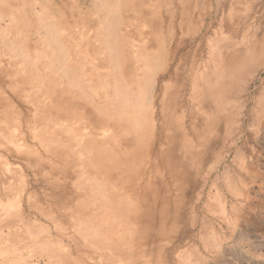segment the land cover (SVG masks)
I'll return each mask as SVG.
<instances>
[{
	"label": "rangeland",
	"instance_id": "1",
	"mask_svg": "<svg viewBox=\"0 0 264 264\" xmlns=\"http://www.w3.org/2000/svg\"><path fill=\"white\" fill-rule=\"evenodd\" d=\"M0 26V264H264V0H0Z\"/></svg>",
	"mask_w": 264,
	"mask_h": 264
},
{
	"label": "bare ground",
	"instance_id": "2",
	"mask_svg": "<svg viewBox=\"0 0 264 264\" xmlns=\"http://www.w3.org/2000/svg\"><path fill=\"white\" fill-rule=\"evenodd\" d=\"M4 1V0H3ZM223 2V1H222ZM4 3V2H3ZM34 4V3H33ZM40 4V3H39ZM8 5V4H7ZM21 5H23V4H21ZM28 5H29V3H28ZM27 5V6H28ZM110 5V4H109ZM24 6V5H23ZM33 5H32V2H31V7H32ZM10 7V6H9ZM13 7V6H12ZM30 7V6H29ZM104 7V6H103ZM117 7V6H116ZM109 8V7H108ZM107 8V9H108ZM19 9H21V8H19ZM33 9V8H32ZM41 9H42V7H41ZM114 9V11H115V7L113 8ZM10 10H12V8L10 9ZM32 11V10H31ZM113 11V10H112ZM108 12V11H107ZM24 13V12H23ZM41 13V12H40ZM105 13V12H104ZM37 14H39V13H37ZM110 14V13H109ZM33 15V14H32ZM35 15V14H34ZM41 15H42V13H41ZM46 15V14H45ZM118 15V14H117ZM30 16V15H29ZM11 17V16H10ZM13 17V16H12ZM97 17V16H96ZM46 17H44V19H45ZM18 19H19V17H18ZM52 19V18H51ZM29 21H31V20H29ZM103 21H105V20H103ZM101 23V22H100ZM55 24H56V22H55ZM5 25V24H4ZM57 25V24H56ZM107 25V24H106ZM114 25V24H113ZM7 26V25H6ZM5 26V27H6ZM1 27V26H0ZM4 27V26H3ZM30 27H32V26H30ZM42 27V26H41ZM55 27V26H54ZM110 27V26H109ZM182 27H183V25H182ZM9 28V27H8ZM37 28V27H36ZM47 28V27H46ZM10 30V29H9ZM38 31V30H37ZM44 31V30H43ZM58 31V30H57ZM105 31V30H104ZM108 31H109V28H108ZM181 31V30H180ZM8 32V31H7ZM63 32V31H62ZM105 32H107V31H105ZM52 33V32H51ZM111 33V32H110ZM115 33V32H114ZM41 34V33H40ZM178 34H180V33H178ZM60 35V34H59ZM93 35H95V34H93ZM114 34H112L111 36H113ZM47 36V35H46ZM110 36V37H111ZM39 37V36H38ZM42 37V36H41ZM53 37V36H52ZM96 37V36H95ZM109 37V36H108ZM50 38V37H49ZM92 38V37H91ZM107 38V37H106ZM112 38H114V37H112ZM9 39V38H8ZM12 39V38H11ZM43 39V38H42ZM51 40H52V38H50ZM88 39H90V38H88ZM130 39V38H129ZM2 40H4L3 38H2ZM87 40V39H86ZM92 40H93V38H92ZM131 40V39H130ZM129 40V41H130ZM80 41V40H79ZM111 41H113V40H111ZM42 42V41H41ZM53 42V41H52ZM87 42H88V40H87ZM97 42V41H96ZM9 43V42H8ZM53 44V43H52ZM106 44V43H105ZM110 44V43H109ZM55 45V44H54ZM65 45V44H64ZM93 45V44H92ZM95 45V44H94ZM130 45V44H129ZM19 46V45H18ZM41 46V45H40ZM44 46V45H43ZM45 46H46V44H45ZM56 46H57V44H56ZM117 46V45H116ZM50 47V46H49ZM48 47V48H49ZM53 46H51V48H52ZM68 47H71L70 46V44H69V46ZM8 48V47H7ZM40 48V47H39ZM44 48V47H43ZM77 48V47H76ZM58 49V48H57ZM71 49V48H70ZM69 49V50H70ZM113 49H114V47H113ZM143 49V48H142ZM45 50V49H44ZM10 51V50H9ZM27 51V50H26ZM45 51H47V50H45ZM73 51V50H72ZM95 51H96V49H95ZM103 51H104V49H103ZM106 51V50H105ZM47 52H50V51H47ZM59 52V51H58ZM63 52H64V50H63ZM74 52V51H73ZM92 52V51H91ZM109 52V51H108ZM15 53V52H14ZM19 53V52H18ZM44 53V52H43ZM60 53V52H59ZM66 53H67V51H66ZM72 53V52H71ZM93 53V52H92ZM107 53V52H106ZM138 53V52H137ZM133 54V53H132ZM14 55V54H13ZM25 55V54H24ZM56 55V54H55ZM77 55H78V53H77ZM140 55V54H139ZM26 56V55H25ZM82 56V55H81ZM100 56V55H99ZM8 57V56H7ZM19 57H20V55H19ZM56 57V56H55ZM71 57H73L72 56V54H71ZM87 57V56H86ZM107 57V56H106ZM14 58V57H13ZM76 58V57H75ZM90 58V57H89ZM111 58V57H110ZM8 59V58H7ZM38 59V58H37ZM36 59V60H37ZM45 59V58H44ZM48 59H50V58H48ZM27 60V59H26ZM59 60V59H58ZM111 60V59H110ZM29 61V60H28ZM31 61V60H30ZM61 61V60H60ZM94 61V60H93ZM113 61V60H112ZM146 61V60H145ZM42 62H44V61H42ZM49 62H50V60H49ZM64 62V61H63ZM38 63V62H37ZM57 63V62H56ZM89 64V63H88ZM87 64V65H88ZM141 64V63H140ZM47 65V64H46ZM51 65V64H50ZM112 65V64H111ZM17 66V65H16ZM31 66V65H30ZM92 66V65H91ZM113 66H114V64H113ZM141 66V65H140ZM33 67V66H32ZM112 67V66H111ZM34 68V67H33ZM113 68V67H112ZM111 68V69H112ZM118 68V67H117ZM25 69V68H24ZM50 69H51V67H50ZM54 69V68H53ZM82 69V68H81ZM101 69V68H100ZM74 70V69H73ZM103 71V70H102ZM34 72V71H33ZM114 72V71H113ZM116 72V71H115ZM172 72V71H171ZM30 73V72H29ZM84 73V72H83ZM112 73V72H111ZM52 74V73H51ZM54 74V73H53ZM116 73H114V75H115ZM34 75H36L35 73H34ZM89 75V74H88ZM41 76V75H40ZM44 76H45V74H44ZM60 76V75H59ZM80 76H82L81 74H80ZM108 78V77H107ZM117 78V77H116ZM102 80V79H101ZM65 81H67V80H65ZM71 81V80H70ZM69 81V82H70ZM112 81V80H111ZM77 82V81H76ZM40 83V82H39ZM102 83H103V81H102ZM107 83V82H106ZM112 84L111 85H113V82H111ZM121 83V82H120ZM60 84V83H59ZM65 84V83H64ZM79 84V83H78ZM42 85V84H41ZM90 85V84H89ZM71 86V85H70ZM71 87H74V86H71ZM86 87V86H85ZM85 87H84V89H85ZM82 89V88H81ZM7 90V89H6ZM90 90V89H89ZM104 90V89H103ZM79 91H80V89H79ZM93 91V90H92ZM111 91V90H110ZM160 91V90H159ZM129 92V91H128ZM83 93H85V92H83ZM94 93V92H93ZM113 93V92H112ZM87 94V93H86ZM101 94V93H100ZM104 94V93H103ZM2 95V94H1ZM3 95H4V93H3ZM85 95V94H84ZM87 96V95H86ZM158 96V95H157ZM4 97V96H3ZM113 97H114V95H113ZM5 98H6V96H5ZM121 98V97H120ZM146 98V97H145ZM89 99V98H88ZM79 100V99H78ZM134 100V99H133ZM135 101V100H134ZM157 101V100H156ZM156 101H154V102H156ZM21 103V102H20ZM145 103V102H144ZM117 106V105H116ZM7 107V106H6ZM31 107V106H30ZM101 111V110H100ZM155 111V110H154ZM102 112V111H101ZM100 112V113H101ZM142 112V111H141ZM127 113V112H126ZM158 113V112H157ZM159 115V114H158ZM26 118V117H25ZM162 118V117H161ZM140 119V118H139ZM86 122V121H85ZM157 127V126H156ZM82 130V129H81ZM71 131V130H70ZM103 133V132H102ZM20 138V137H19ZM27 140H29V139H27ZM77 141V140H76ZM76 141H73V142H76ZM78 143V142H77ZM155 143V142H154ZM37 144V143H36ZM33 148V147H32ZM91 148V147H90ZM76 149V148H75ZM207 150L209 151V149L207 148ZM150 151V150H149ZM27 153V152H26ZM70 154H72V153H70ZM200 156V155H199ZM75 157V156H74ZM29 158V157H28ZM27 158V159H28ZM77 159V158H76ZM22 160V159H21ZM26 160V159H25ZM71 160H73V159H71ZM77 161V160H76ZM186 162V161H185ZM89 165V164H88ZM58 166V165H57ZM67 166V165H66ZM32 167V166H31ZM71 170V169H70ZM197 170V169H196ZM199 170V169H198ZM196 173V172H195ZM200 172H198V174H199ZM30 174V173H29ZM80 174H81V172H80ZM201 174V173H200ZM88 178V177H87ZM86 178V179H87ZM95 179V178H94ZM57 180V179H56ZM79 181V180H78ZM91 181H92V179H91ZM96 181V180H95ZM94 181V182H95ZM99 181V180H98ZM203 181V180H202ZM89 182V181H88ZM101 182V181H100ZM75 183V182H74ZM97 183V182H96ZM73 185V184H72ZM81 185V184H80ZM95 185V184H94ZM93 185V186H94ZM103 186V185H102ZM49 187V186H48ZM53 189V188H52ZM99 189H101V187H99ZM62 190V189H61ZM98 190V189H97ZM95 191V190H94ZM93 191V192H94ZM99 191V190H98ZM98 194H99V192H98ZM95 195V194H94ZM103 195V194H102ZM101 196V195H100ZM106 197V196H105ZM80 198V197H79ZM102 199H103V197H102ZM166 199V198H165ZM164 199V200H165ZM75 200H77V199H75ZM167 200V199H166ZM165 200V201H166ZM167 203H168V201H166ZM31 203V202H30ZM29 203V204H30ZM109 203V202H108ZM221 203V202H220ZM36 205V204H35ZM42 207V206H41ZM27 208V207H26ZM166 208H167V205H166ZM27 209H29V208H27ZM165 209V205L162 207V211ZM78 210V209H77ZM150 210V209H149ZM167 211H168V209H166ZM165 210V211H166ZM166 211V212H167ZM160 213H162V212H160ZM169 213V212H168ZM163 214H164V216H166V214L163 212ZM148 216H144V215H142V217L141 216H139V220H141V221H143V219H144V221H146V223H148V227L150 226V221H151V219H152V217H151V215H150V213L149 214H147ZM162 215V214H161ZM163 216V215H162ZM162 216H161V218H162ZM160 218V219H161ZM159 219V218H158ZM165 219H167V218H165ZM164 219V220H165ZM163 220V221H164ZM159 221V220H158ZM166 221V220H165ZM59 222V220L57 221V223ZM79 223V222H78ZM161 223H162V221H161ZM160 223V224H161ZM163 223H165V222H163ZM159 224V223H158ZM145 225V224H144ZM162 225V224H161ZM158 226V225H157ZM58 227V226H57ZM77 227V226H76ZM160 227V226H159ZM93 229V228H92ZM73 230V229H72ZM89 230V229H88ZM84 231V230H83ZM85 231H87V230H85ZM90 231H91V229H90ZM93 231H96V230H93ZM93 231H91V233L93 232ZM143 232H145V231H143ZM83 233V232H82ZM85 233V232H84ZM87 234V233H86ZM145 234H147V232L145 233ZM79 234H77L76 236H78ZM81 235V234H80ZM147 235H149V234H147ZM83 236V235H82ZM93 236V235H92ZM96 236V235H95ZM94 236V237H95ZM146 236V235H145ZM84 237V236H83ZM97 237V236H96ZM100 237V236H99ZM104 237V236H103ZM88 238H90V237H88ZM143 238H145V237H143ZM150 239V238H149ZM85 240V239H84ZM144 240H146V239H144ZM152 240V239H151ZM147 241V240H146ZM146 241H145V243H146ZM85 242V241H84ZM145 243H143V244H145ZM146 245H147V243H146ZM151 245V244H150ZM166 245V244H165ZM94 246V245H93ZM145 246V245H144ZM169 246V245H168ZM95 247V246H94ZM149 247V246H148ZM166 247V246H165ZM152 250V249H151ZM150 250V251H151ZM148 251V250H147ZM165 252V251H164ZM151 253V252H150ZM152 254V253H151ZM154 254V253H153ZM166 254V253H165ZM154 256V255H153ZM161 262H163V261H161ZM150 264V263H149Z\"/></svg>",
	"mask_w": 264,
	"mask_h": 264
}]
</instances>
